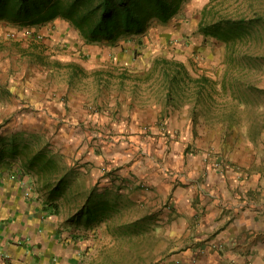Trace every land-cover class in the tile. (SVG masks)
Listing matches in <instances>:
<instances>
[{"label": "rangeland", "instance_id": "374dc122", "mask_svg": "<svg viewBox=\"0 0 264 264\" xmlns=\"http://www.w3.org/2000/svg\"><path fill=\"white\" fill-rule=\"evenodd\" d=\"M206 7L210 8L206 15L210 22L215 16L264 20V0H187L168 23L153 22L144 35L122 38L111 47L105 43L85 45L79 32L63 21L48 23L38 33L0 22V178H27L37 194L46 197L49 190L41 185L46 180H60L68 190L75 180L91 174L96 164L99 178L113 177L108 168L127 164L130 154L146 155L137 146L151 139H157V172L172 176L177 172L179 178L184 173L178 166L180 159L190 151L183 149V156L179 152V161L168 159L172 145L181 139L179 129H170L164 118L170 110H178V118L193 119L183 127L184 133L196 132L201 125L216 129L221 124L226 131L242 132V145H247L243 148H259L264 134V26L257 27L249 41L235 43L236 58L230 61L224 44L214 39L203 41L198 32ZM157 59L180 61L191 77H197L195 60L216 83L211 95L214 102L208 96L193 98L198 88L192 84L187 86L192 91L182 95L183 99L179 101L173 91L171 96L177 100L167 101ZM73 64L79 65L83 74L72 70ZM144 93L157 95V122L140 124L141 137L129 138L131 115L123 113L150 98H142ZM137 94L141 102L136 100ZM129 96L131 103L127 102ZM34 98H38L37 104L32 107ZM43 102L50 104L44 108ZM151 127H157L155 137ZM211 151H207L206 160L216 158ZM238 155L239 160L250 158ZM219 164L216 160L215 166ZM102 196L106 199L109 194ZM115 197L114 210L118 207ZM97 199L102 200L100 195ZM98 203L105 208V202ZM59 204L45 205V211L52 205L55 210ZM173 209L168 199H157V227L141 234L121 228L120 212L113 219L120 223L113 232L105 224L109 217L94 223L95 229L90 224L83 232L80 264H186V232L172 235L164 227L172 219L167 222L163 216ZM56 235L69 243L77 238L69 226L60 227ZM197 260L196 256L188 259L192 264Z\"/></svg>", "mask_w": 264, "mask_h": 264}, {"label": "crops", "instance_id": "0c3cea01", "mask_svg": "<svg viewBox=\"0 0 264 264\" xmlns=\"http://www.w3.org/2000/svg\"><path fill=\"white\" fill-rule=\"evenodd\" d=\"M130 92L133 94L134 91L131 89ZM137 95L138 102L150 98L144 99L143 105L135 104L133 109H128L131 111L123 113L131 115L132 135L129 138L141 137L138 135L140 124L156 125L157 111H160L157 110L156 94L152 97L144 93L142 98ZM131 99L129 96L127 102ZM36 100L32 101V107ZM43 104L47 108L50 103ZM178 112L170 110L164 118L170 129H179L180 137L184 139L176 140L168 159L176 157L179 161V152L183 156V149L190 151L188 157L180 159L182 163L178 166L184 173L179 174V178L177 172L173 176L157 172V139L155 142L144 140L137 146L146 155L131 152L133 154L125 159L127 164L108 168L113 173L111 178H99L96 164L91 167V174L81 176L72 188L63 189L61 193L51 194V188L60 180H46L41 184L49 190L46 197L39 196L27 178L19 180L11 175L0 178V264H80L84 229L90 224L95 229L98 223L85 222L93 217L88 215L86 204L91 198L90 203L93 199L98 200L97 195L102 197V194H109L106 200L110 204L106 206L104 216L110 218L105 224H109L112 232L120 225L113 220L118 212L123 217L121 228L128 231L141 234L156 228L159 221L157 199H168L174 209L163 216L167 222L168 218L172 219L164 227L172 235L186 232L189 246L182 252L186 264H192L188 261L191 256L197 257L195 264H264V134H261L259 148L245 149L243 146L247 145H242V132L239 129L226 131L225 125L218 124L216 129L201 125L196 132L191 128L190 134L184 133L183 127H188L187 122L193 119L178 118ZM151 128L155 137L157 127ZM211 148L216 158L206 160ZM260 149L263 151L258 154ZM238 152L250 158L239 160ZM216 160L221 164L215 166ZM79 169L83 170L81 166ZM115 196L119 210L112 208ZM56 201L60 204L55 210L52 207L48 211L50 214L45 211V205L50 206ZM131 210L138 212L130 213ZM68 226L77 236L70 243L56 235L60 227L68 229Z\"/></svg>", "mask_w": 264, "mask_h": 264}, {"label": "trees", "instance_id": "16d2710c", "mask_svg": "<svg viewBox=\"0 0 264 264\" xmlns=\"http://www.w3.org/2000/svg\"><path fill=\"white\" fill-rule=\"evenodd\" d=\"M185 1L187 0H0V22L17 28H29L34 30V33H38L40 28L48 23L63 21L79 32L85 45L105 43L111 47L122 38L144 35L153 22L168 23ZM214 1L216 0H210V2ZM209 9L206 7L202 10L198 32L203 37V41L214 39L224 44L230 51L227 55L230 61L236 58L235 43L243 44L244 41H249L256 28L264 26L261 17L230 19L222 16L217 19L218 17L215 16L210 22L206 16L210 13ZM193 65L197 77H191L189 69L180 61L157 59V69L160 70L161 79L167 87V101L177 100L171 96L173 91L176 92L179 101L183 99L182 95L187 96L186 92L192 91L187 87L192 84L198 88L197 92L193 91V98L200 100L201 97L208 96L214 102L211 95L216 83L204 73V70L201 71L197 67L195 60ZM71 68L83 71L76 64ZM182 86L185 87L179 89ZM64 185L62 182L56 184L51 188V194L63 190ZM102 197V200L93 199L94 202L90 203L91 198L86 204L88 215H93L91 219L85 220L87 224L94 221L99 223L104 219V210L109 202ZM98 202H105V208ZM95 203L98 205L96 206Z\"/></svg>", "mask_w": 264, "mask_h": 264}]
</instances>
